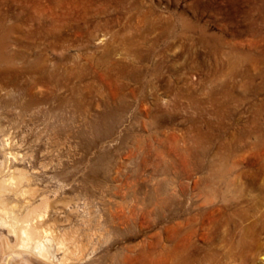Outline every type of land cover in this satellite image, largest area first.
I'll use <instances>...</instances> for the list:
<instances>
[{
    "label": "rangeland",
    "instance_id": "374dc122",
    "mask_svg": "<svg viewBox=\"0 0 264 264\" xmlns=\"http://www.w3.org/2000/svg\"><path fill=\"white\" fill-rule=\"evenodd\" d=\"M0 25L18 74L0 82V179L23 174L2 200L37 208L66 264H170L192 182L229 151L245 262L264 264V0H0ZM14 240L0 227V263Z\"/></svg>",
    "mask_w": 264,
    "mask_h": 264
},
{
    "label": "bare ground",
    "instance_id": "6f19581e",
    "mask_svg": "<svg viewBox=\"0 0 264 264\" xmlns=\"http://www.w3.org/2000/svg\"><path fill=\"white\" fill-rule=\"evenodd\" d=\"M4 33L6 34L5 30ZM5 34L3 35L5 36ZM4 36L0 38V82L8 83L7 76L12 75L11 79H9V82L15 84L17 76L14 75V73L17 74V69L13 71L10 68L12 59L15 54L13 57H11L7 53L5 47L7 45H5L6 38ZM30 70L34 72H40L43 69L42 66H40L38 63L36 67L34 65ZM12 72L13 74H11ZM6 142V146H9L10 143L8 142V139L6 140ZM208 147L200 150V152L190 154L191 159H189L188 163L186 162V178H192L193 172H203V170L205 169L203 165H206L207 163H201V160L204 159L206 161H209V156L211 157L210 152L207 149ZM231 156L232 154L230 151L224 154V156H217L216 159H219L220 161L218 169L213 168L206 176L204 175V177H197L192 182V185L190 187L191 194L193 193L192 191H196V193L191 195L190 197L191 204L190 207L186 209L188 217L185 219V223H183V227L186 231V240L185 243L183 242L184 245L182 247H179L177 245V238L173 236L174 244L173 246L171 245L172 249L170 248V264H230L231 262L235 263L236 261L239 262L236 264H246L245 260L247 259V254H249L251 250H254L256 246H258L255 242L256 240L249 243L247 238L244 236L245 230L248 227L242 228V225L249 217L246 215L243 209L237 206L238 204L242 203V201L236 202L237 205H234L235 202L233 204L231 201H229L231 194L239 188L236 185V182H238V175L236 172L238 170V167L242 163V160L238 158L235 159V156L230 160ZM192 160H195V163H197L198 161L199 166L195 165ZM262 162L260 167L264 168V164H262ZM4 175L6 174L4 173ZM21 179H23L22 173L19 174V177H15L11 174L8 179H0V227L4 228L7 231V234L9 233L14 235L16 246L18 247V249H20L18 250V253L16 252V250H11L10 252L8 250V254L6 253L7 251L4 252L6 253L7 257L6 262L1 261L0 264H9L8 261L10 259L8 260V255H23L24 253H27L30 256H35L37 260L39 259L43 264H66L68 259L67 255L69 254V252L66 249L65 243L62 240L56 241L51 232L48 231L49 229L39 230L40 227H38L39 223L37 222L42 221V219H44V216L39 214L37 208H32L31 210L27 211V213L23 217L19 218L16 217V215H14V213L11 211L12 208L10 210L5 206L2 200L3 196H5L7 192L17 193L19 191L18 187L20 183L19 181H21ZM6 182H8V184H6ZM195 197H197L198 201H200V203L197 205H195V202L193 201ZM41 205L44 206L43 202ZM191 212L193 214H191ZM206 220L207 222H205ZM239 228L240 230H238ZM234 230H237V232L239 231L238 236L237 233H234ZM180 232L182 233L183 231ZM234 234L235 238L237 239H233ZM195 239L196 241H200L201 245H197L196 243H194ZM182 240L184 241V239ZM217 243L220 244V246L217 245ZM13 245H11V247H13ZM54 245L57 246L58 250H61L63 252L62 257L58 258L55 256V254L53 253ZM2 249L5 248L3 247ZM7 249H9V247H7ZM2 258H4V256Z\"/></svg>",
    "mask_w": 264,
    "mask_h": 264
}]
</instances>
